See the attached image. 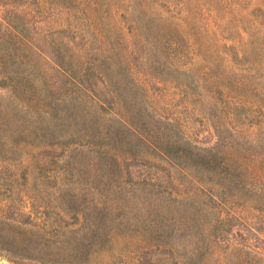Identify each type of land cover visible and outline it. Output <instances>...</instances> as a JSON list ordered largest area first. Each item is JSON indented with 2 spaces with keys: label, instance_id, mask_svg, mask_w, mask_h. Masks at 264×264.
<instances>
[{
  "label": "rangeland",
  "instance_id": "1",
  "mask_svg": "<svg viewBox=\"0 0 264 264\" xmlns=\"http://www.w3.org/2000/svg\"><path fill=\"white\" fill-rule=\"evenodd\" d=\"M100 2L94 18L74 0H0V220L29 219L49 240L44 260L0 249V264L174 263L145 229L129 237L114 231L89 249L62 239L65 229L81 228L77 217L61 211L51 187H62L71 177L67 154L74 142L68 147L60 113L51 114L53 104L73 88L63 69L78 76L84 68L105 64L100 58L109 55L111 64L131 69L151 109L198 147L213 146L219 129L264 128V94L250 85L255 68L264 70V28L258 29L264 17L255 10L257 0ZM134 3L159 19L150 45L124 14ZM249 31L254 38L247 40ZM153 60L190 72H152L147 64ZM210 75L230 89H217ZM89 79L95 82L92 75ZM256 82L264 88V77ZM217 216L207 226L210 248L196 264H264V209L228 205ZM3 229L11 233L7 225ZM72 247L88 252L74 263Z\"/></svg>",
  "mask_w": 264,
  "mask_h": 264
},
{
  "label": "trees",
  "instance_id": "2",
  "mask_svg": "<svg viewBox=\"0 0 264 264\" xmlns=\"http://www.w3.org/2000/svg\"><path fill=\"white\" fill-rule=\"evenodd\" d=\"M74 1L83 5L88 17L98 16L100 0ZM257 2L255 10L264 17V0ZM111 11L112 16L117 15ZM124 14L150 45L159 19L137 3L127 6ZM261 28L264 24L259 23ZM253 32H247V40L254 38ZM111 59L102 55L100 62L105 64L84 68L78 76L63 69L73 88L65 91L51 111L53 118L57 117L55 111L60 113L68 147L74 142L67 154L66 173L71 177L62 187H51L61 200V211L77 217L81 228L65 229L62 239L89 249L114 231L122 230L124 237H129L141 235L145 229L150 241L158 243L157 248L174 257L173 264H196L210 248L207 226L218 219L220 210L236 204L264 209V128L259 125L257 131L234 129L227 133L219 129L213 146H195L173 121L151 109L131 69L111 64ZM152 63L147 64L152 72H190L173 64ZM255 69L250 85L264 94L256 82L264 77V70ZM189 78L185 85H190ZM209 81L220 91L230 89L221 77L211 76ZM105 93L110 100L102 96ZM35 129L37 135L44 134ZM9 220H0V249L44 260L49 240L42 229L29 219ZM83 252L88 250L72 247L69 254L74 263Z\"/></svg>",
  "mask_w": 264,
  "mask_h": 264
}]
</instances>
